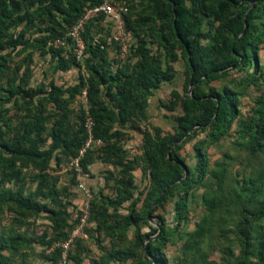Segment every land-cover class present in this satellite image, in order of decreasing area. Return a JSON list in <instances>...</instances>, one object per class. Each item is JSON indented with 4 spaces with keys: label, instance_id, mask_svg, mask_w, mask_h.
I'll list each match as a JSON object with an SVG mask.
<instances>
[{
    "label": "trees",
    "instance_id": "16d2710c",
    "mask_svg": "<svg viewBox=\"0 0 264 264\" xmlns=\"http://www.w3.org/2000/svg\"><path fill=\"white\" fill-rule=\"evenodd\" d=\"M102 1L0 0V51L18 46L27 47L30 45V40L26 38L27 33L32 30L42 31L43 34L34 40L40 53H49L55 59L58 69L67 70L78 64L74 51L70 50L64 55L63 48L47 46V43L58 37L67 38L68 30L83 15L85 8L98 5ZM147 1L150 6L149 14H139L133 20L127 16L125 22L126 27L131 29L137 38L135 62H125L113 71L105 41H97L86 26L82 33L85 44L83 51L88 52L93 59L88 66L89 77L80 75L78 83L66 88L50 83L48 90H42L43 102L33 107L28 105V101L38 92L25 87L23 75L26 72L18 76V67L9 63V53L0 56V105L11 101L12 97L28 98L23 108H18V124L11 125L13 118H4L0 113V121L4 120L0 122V178L20 180L24 168L37 169V172L32 174L37 186L31 195H25L21 190H8L7 198H0V204L11 200L19 206L22 213L48 211L60 230L58 235L47 242L48 246L57 240H67L83 212L79 210V219L67 225L69 200H62L61 192L56 187V178L47 172L54 157L57 161L61 160L58 152L66 156L69 162L77 156L79 148L87 138L84 111L79 115L76 128L70 127L65 121L72 111L69 105L76 94L86 90L88 116L93 120V136L105 142V145L98 147L104 155L103 158L121 167L118 182L123 184L132 166L121 155L118 145L121 132L109 130L107 122L114 121L116 113L100 97L99 85L105 84V94L117 109V119L123 121L145 106L142 99L144 95L150 94L161 83L171 81L175 77L174 63L179 59L177 47L182 49L183 55L186 56L188 84H193V88L191 94L185 92L182 95L174 89L167 100L159 102L160 106L167 110L180 107L179 115L175 117L173 132L146 136L143 155L147 163L145 170L148 169L151 176V184L144 197L143 209L146 214L153 202L162 201L170 194L178 185L176 181H180L185 190H188L195 179L200 181L208 173L207 155L200 144L195 148L197 164L192 172L187 166L189 176L181 179L182 164L185 162L177 151L196 135V130L207 126V136L216 141L228 132L238 115V93L228 86L218 89L209 84L225 76L230 69H242L252 63L255 70L258 69L257 51L259 45L264 43V0ZM151 24V35L164 53L162 59L154 55L148 47L145 33ZM208 24L213 26L212 29L208 28ZM18 25L22 26L19 32H11V29ZM204 39H207L206 43L203 42ZM203 86H208V92L202 91ZM48 104L50 109L47 108ZM54 115L58 117L53 118ZM49 121L51 125L48 127L46 123ZM239 125L242 131L251 135V141L264 139V124L256 122L251 126L240 121ZM181 138L183 140L179 142ZM48 139H51L49 143ZM93 150L94 148L88 149L81 157L82 172H88ZM168 154L170 157H167ZM73 172L76 175L74 170ZM37 196L47 198L58 208H50L47 202L37 199ZM90 197L89 217L95 220L99 230L110 233L116 230L124 231L130 225L136 227L134 243L143 253L129 248H114L108 252L110 259L116 261V264H167L162 250L169 240L167 233L152 238L157 232L155 228L151 232H142L139 221L145 217L133 208L122 216V224L119 226V222L110 221L112 214L108 211L109 198H94L92 192ZM260 205L258 212L264 216V201L260 202ZM185 206V196H181L175 204L178 220L182 218ZM154 209L156 206L152 207V210ZM65 227L68 228L67 231L63 230ZM239 233L243 251L239 264H264V233H258L254 248L253 237L246 221L240 224ZM19 241L11 236L7 239L0 233V264H9L4 250L16 249ZM73 241L81 252L86 250L82 243L83 238L76 237ZM54 250L50 260L56 262L62 254V248L55 244ZM70 257L76 264H81L79 255L70 254ZM129 259H132V263H127Z\"/></svg>",
    "mask_w": 264,
    "mask_h": 264
},
{
    "label": "rangeland",
    "instance_id": "374dc122",
    "mask_svg": "<svg viewBox=\"0 0 264 264\" xmlns=\"http://www.w3.org/2000/svg\"><path fill=\"white\" fill-rule=\"evenodd\" d=\"M116 2L127 7V12L121 17L124 32L118 31L116 17L113 16L99 15L84 24V31L88 26L91 36L97 41H105L113 71L125 62L132 64L136 61L137 38L134 32L126 27V17L133 20L139 14L150 13L147 0H116ZM21 27V25L13 27L11 32L16 34ZM151 27L152 24L145 33L148 47L154 55L162 59L163 50L154 41ZM212 27L208 24L209 29ZM41 34L42 31L32 30L26 35L30 40L29 46L0 51V56L9 53V63L18 67V76L26 72L23 75L25 87L33 88L38 92L28 101V105L32 107L43 102L42 90H48L50 83L66 88L78 83L80 75L88 78V66L93 62L89 53L83 51L77 57L78 64L72 65L67 70L58 69L55 66V59L49 53L41 54L34 41ZM114 36H118V39ZM67 38L65 39L68 46L63 49L64 55L73 50L72 42ZM203 42L206 43L207 39ZM48 45H51V42H48ZM124 45L125 49H123ZM177 52L179 59L174 63L175 77L171 81L161 83L150 94L144 95L142 99L145 106L123 121L117 119L119 118L117 109L105 94V84L99 85L100 97L116 113V119L107 122L109 130L121 132L118 143L121 155L132 166L123 184L118 182L121 167L105 160L102 151L98 148L100 146L94 147L88 172H83L79 178L68 167V159L61 152L57 153L61 158L60 161H57L56 157L50 161L47 172L56 178V187L61 192L62 200H69L67 225L79 219L77 218L79 210L86 212L84 230L87 236L82 242L86 250L81 252L73 241L66 255L61 254L59 259L53 262L50 258L55 252V244L60 246L61 241L57 240V243L47 245V242L60 232L50 213L44 210L37 213H22L18 205L6 200L0 204V233L7 239L11 236L20 240L16 249L4 250V254L9 258V264H76L70 254L79 255L81 264H116V261L108 257L111 249L129 248L143 253L134 243L136 229L134 225L128 226L124 231L116 230L110 233L97 228L95 220L89 217L91 197L86 196L84 191L77 187L79 182H82L90 194L94 193V198L99 199L101 196L109 198L108 211L112 214L111 222H119L121 226L122 216L133 208L145 217L139 221L142 232H151L155 228L157 232L152 238L167 233L169 240L162 249L167 264H239L243 256L239 228L243 221H246L251 231L252 248L256 246V236L259 232L264 233V216L258 212L260 202L264 201V139L257 138L256 142L251 141V135L247 131H242L239 122L243 121L251 126L256 122L264 124V43L259 45L257 51V70L253 63L242 69H230L225 76L209 84L218 89L228 86L238 93V115L228 132L218 140L212 141L207 136L209 132L207 126L197 129L196 135L187 140L177 151L192 172L197 164L195 148L202 144L208 159L206 176L200 181L195 179L188 190H185L180 181H176L178 185L170 194L164 200L155 203L156 209L152 210L151 205L145 214L144 197L151 184V176L149 170H145L147 163L143 155L146 136L173 132V127L176 125L175 117L179 115L180 107L176 110H167L160 106L159 102L167 100L174 89L182 95L189 92L190 87L187 79L186 56L179 47ZM202 91L208 92V86H203ZM26 100L28 98L24 99L21 96L12 97L11 101L0 105V113L4 118H13L10 121L11 125L18 124L16 114L18 108H23ZM69 106L72 111L65 121L70 127L76 128L82 111L86 116L88 115L86 90L83 89L81 93L76 94ZM47 108L50 109V104ZM56 117L58 116L54 115L53 118ZM3 121L2 119L0 122ZM46 125L49 127L51 122H47ZM50 140L48 139L47 143ZM100 141L105 145L104 141L101 139ZM167 157H170L169 154ZM22 171L20 180L0 178L2 200L7 198L8 190L13 192L21 190L28 196L35 190L37 181L32 178V174L37 172V169L26 167ZM190 172L187 171L184 179ZM181 196H185L186 206L182 218L178 220L175 204ZM36 198L47 202L50 208H58L47 198L41 196ZM63 230L67 231L68 228L65 227ZM127 263H132V259L127 260Z\"/></svg>",
    "mask_w": 264,
    "mask_h": 264
},
{
    "label": "built area",
    "instance_id": "2783aa9c",
    "mask_svg": "<svg viewBox=\"0 0 264 264\" xmlns=\"http://www.w3.org/2000/svg\"><path fill=\"white\" fill-rule=\"evenodd\" d=\"M127 12V7L116 2V0H103L100 4L94 5L89 8H85L83 15L78 19V21L68 30L67 37L72 42L73 51L77 57H79L83 52L84 42L82 33L84 31V24L87 20L91 18H96L99 15L104 16H113L116 17V25L119 32H124V24L122 21V15ZM115 39H118V36H114ZM69 41V42H70ZM53 47H61L63 49L67 48L68 43L65 37H58L51 41ZM125 45L123 49H125ZM84 126L87 132V138L84 144L79 148L77 156L73 157L68 163V167L73 169L76 172L77 177L79 178L82 175V168L80 165V159L88 151V149L94 148L96 146H101L102 142L100 139H96L93 136V120L90 116H86L84 120ZM77 187L84 191L86 196H91L90 192L84 187L82 182H79ZM85 211V210H83ZM86 212H83L80 216L79 221L71 230L70 237L59 243L62 248V255H66V252L73 243L74 238H86L87 234L84 231Z\"/></svg>",
    "mask_w": 264,
    "mask_h": 264
},
{
    "label": "water",
    "instance_id": "95a60500",
    "mask_svg": "<svg viewBox=\"0 0 264 264\" xmlns=\"http://www.w3.org/2000/svg\"><path fill=\"white\" fill-rule=\"evenodd\" d=\"M245 27H246V23H245ZM192 88H193V84L190 85V87H189V93H190V94H191V92H192ZM190 132H191V131H189L188 134H190ZM188 134H187V135H188ZM187 135H186V136H187ZM184 137H185V136H184ZM184 137H183V138H184ZM183 138H181V139L179 140V142L182 141ZM182 168H183V176H182L181 179H183V178L186 176V173H187V169H186V168H187V165H186V164H182ZM181 179H179V180H181ZM155 203H156V202H153V204H152L151 207H153V206L155 205ZM154 263H155V262H153V264H154Z\"/></svg>",
    "mask_w": 264,
    "mask_h": 264
}]
</instances>
